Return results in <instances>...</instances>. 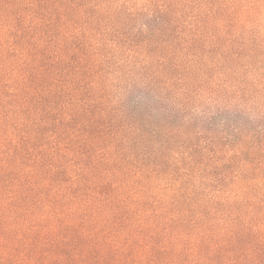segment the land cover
I'll use <instances>...</instances> for the list:
<instances>
[{"label":"trees","instance_id":"obj_1","mask_svg":"<svg viewBox=\"0 0 264 264\" xmlns=\"http://www.w3.org/2000/svg\"><path fill=\"white\" fill-rule=\"evenodd\" d=\"M72 1L0 0V264H264V39L243 0H91L122 57L111 108L107 43L67 46Z\"/></svg>","mask_w":264,"mask_h":264},{"label":"rangeland","instance_id":"obj_2","mask_svg":"<svg viewBox=\"0 0 264 264\" xmlns=\"http://www.w3.org/2000/svg\"><path fill=\"white\" fill-rule=\"evenodd\" d=\"M72 1V0H71ZM91 0H75L72 2H76V4L78 6H83L82 9V13L81 15H67V21L64 23V28L66 29V37L68 38V47H79L78 43H80L81 41H86L88 36L89 37H94L97 40H101V42L103 43H107V45L109 47H107V49H105L102 54L104 55L106 61L104 62V64H102L101 66H99L100 64L98 63V65L95 68V72H98V70L101 71V74L103 76L104 79V83L106 84V88H105V96H106V100L109 103V107L111 108L115 103L116 100L118 99L119 96V92H116L115 86L112 85H116V82L112 83L113 80V73L115 72L116 68L120 67L121 65V58L119 57V54H115L113 52V48L112 46H114L111 43H108L107 39H111L112 36L110 37H106L104 36L103 38L96 34L97 32L100 33H104L107 30H109L108 28H106V26H103L105 24V19L99 20V18L101 15H92L93 12L96 11V9L90 7L89 2ZM98 1V0H96ZM103 1L105 4L113 3V7L115 6H120V5H125V7H131L133 5H135V3L138 0H101ZM142 1V0H141ZM144 1V0H143ZM104 5V4H103ZM242 6H246V9L243 10L245 15H242L245 23H243V25H245L246 28H250L252 29L257 35H259L260 37H262V39H264V0H243L242 2ZM103 7V6H102ZM246 10H248L249 13L246 12ZM187 13V12H186ZM14 15H0V41L2 39V26L6 25L8 23V21L13 20ZM188 16V15H185ZM232 16V15H230ZM237 17L239 15H236ZM43 18L45 17V20H49L51 21L52 19V24L51 26L48 27L47 30H53V29H57L58 25H61V22L59 21L58 15H17L16 19L17 20H24L27 18V20L24 22L26 26H29L31 24V22H36L39 18ZM19 21H17L18 23ZM48 21H46L45 24H47ZM92 30V32H88L89 30ZM116 29V28H114ZM111 30V29H110ZM127 32V31H126ZM111 33H113V30H111ZM114 34V33H113ZM72 37H74V39H72ZM93 38V39H94ZM80 40V41H79ZM78 42V43H77ZM95 48H99L96 44H94ZM115 56V57H114ZM72 58V56H71ZM120 58V59H119ZM251 67L254 68H258V67H262V69H264V58H260L258 56H256L255 58H253V60L250 63ZM64 75L61 76V78L64 79H69V77H73L75 75V73L77 72L78 68H76V65L71 61L68 60V63L66 66L63 67V69H65ZM61 68V71L63 70ZM60 78V79H61ZM86 84V83H85ZM81 88H79L80 92H84V90L82 89L83 84H80ZM122 93V91H120ZM8 91L4 94L3 90L1 89V84H0V100L3 99L6 103L9 101V98H6L5 96L8 95ZM121 95V94H120ZM2 103L0 102V105ZM111 121H117V119H111V117H107L106 121L104 122H100V123H110ZM126 159V158H125ZM120 161H118L119 163ZM132 163V164H131ZM124 165V167H131L130 170L126 169L127 174H129L130 176L128 177H132L133 174L132 173H137V170L140 167V164L134 162V161H129L128 163L122 162L119 163ZM133 165V166H131ZM131 172V173H130ZM126 178V179H130V178ZM134 177V176H133ZM133 177L130 181L133 180ZM137 190L142 189L141 184H139V186L136 187ZM151 190V189H150ZM153 191L152 193L154 194L153 197H155L154 199H150V204L151 203H156V204H163V202L165 201V197L163 195V192L159 189H153L151 190ZM155 200V202H154ZM157 200V201H156ZM153 208V207H152Z\"/></svg>","mask_w":264,"mask_h":264}]
</instances>
